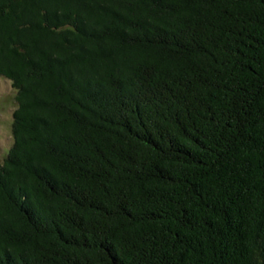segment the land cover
<instances>
[{"label":"trees","instance_id":"trees-1","mask_svg":"<svg viewBox=\"0 0 264 264\" xmlns=\"http://www.w3.org/2000/svg\"><path fill=\"white\" fill-rule=\"evenodd\" d=\"M0 78V264H264V0H0Z\"/></svg>","mask_w":264,"mask_h":264},{"label":"rangeland","instance_id":"rangeland-1","mask_svg":"<svg viewBox=\"0 0 264 264\" xmlns=\"http://www.w3.org/2000/svg\"><path fill=\"white\" fill-rule=\"evenodd\" d=\"M15 94L11 81L0 78V165L13 143L11 125L15 109Z\"/></svg>","mask_w":264,"mask_h":264}]
</instances>
